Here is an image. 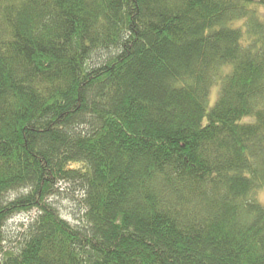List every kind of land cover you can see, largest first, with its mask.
Instances as JSON below:
<instances>
[{
  "label": "trees",
  "instance_id": "16d2710c",
  "mask_svg": "<svg viewBox=\"0 0 264 264\" xmlns=\"http://www.w3.org/2000/svg\"><path fill=\"white\" fill-rule=\"evenodd\" d=\"M263 188L264 0H0V264H264Z\"/></svg>",
  "mask_w": 264,
  "mask_h": 264
},
{
  "label": "rangeland",
  "instance_id": "374dc122",
  "mask_svg": "<svg viewBox=\"0 0 264 264\" xmlns=\"http://www.w3.org/2000/svg\"><path fill=\"white\" fill-rule=\"evenodd\" d=\"M216 97V89L213 88L209 97V106L211 107ZM59 195L52 199L53 203L59 210L60 215L70 223H75L78 214V199L75 190L71 185L60 184ZM256 200L264 207V188L256 194ZM35 215V212L21 214L13 217L7 222L6 233L8 235L7 243L10 244V240L13 242V238L16 233L21 229V225L30 221ZM10 239V240H9ZM12 244V243H11Z\"/></svg>",
  "mask_w": 264,
  "mask_h": 264
}]
</instances>
